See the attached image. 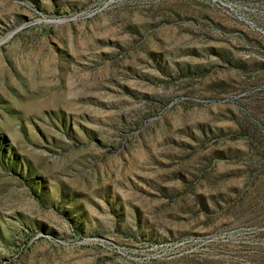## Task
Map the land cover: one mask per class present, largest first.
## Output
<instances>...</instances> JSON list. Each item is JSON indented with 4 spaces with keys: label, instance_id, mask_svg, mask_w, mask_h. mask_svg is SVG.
Returning a JSON list of instances; mask_svg holds the SVG:
<instances>
[{
    "label": "rangeland",
    "instance_id": "374dc122",
    "mask_svg": "<svg viewBox=\"0 0 264 264\" xmlns=\"http://www.w3.org/2000/svg\"><path fill=\"white\" fill-rule=\"evenodd\" d=\"M222 1L0 0V264H264V0Z\"/></svg>",
    "mask_w": 264,
    "mask_h": 264
},
{
    "label": "built area",
    "instance_id": "2783aa9c",
    "mask_svg": "<svg viewBox=\"0 0 264 264\" xmlns=\"http://www.w3.org/2000/svg\"><path fill=\"white\" fill-rule=\"evenodd\" d=\"M220 4H222V5H225V6H230V4H228L227 2H225V1H222V0H217ZM259 30H261L262 31V29L261 28H258ZM264 32V31H263Z\"/></svg>",
    "mask_w": 264,
    "mask_h": 264
}]
</instances>
